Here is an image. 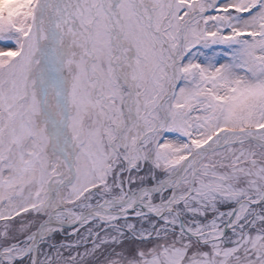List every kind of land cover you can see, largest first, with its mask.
I'll list each match as a JSON object with an SVG mask.
<instances>
[{
	"label": "snow or ice",
	"instance_id": "snow-or-ice-1",
	"mask_svg": "<svg viewBox=\"0 0 264 264\" xmlns=\"http://www.w3.org/2000/svg\"><path fill=\"white\" fill-rule=\"evenodd\" d=\"M0 264H264V0H0Z\"/></svg>",
	"mask_w": 264,
	"mask_h": 264
}]
</instances>
